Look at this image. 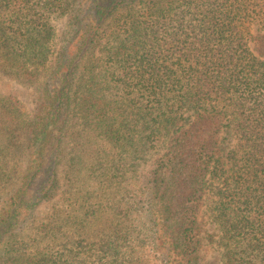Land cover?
<instances>
[{
	"label": "trees",
	"instance_id": "trees-1",
	"mask_svg": "<svg viewBox=\"0 0 264 264\" xmlns=\"http://www.w3.org/2000/svg\"><path fill=\"white\" fill-rule=\"evenodd\" d=\"M57 13L67 22L50 58ZM42 69L30 116L0 91V264H142L136 213L123 206L125 156L155 147L185 105L195 118L175 130L145 184L155 247L166 264H205L199 214L216 187L220 264H264V0H0V78L33 83ZM225 101L238 136L228 154ZM78 114L86 148L71 152L62 206L36 218L62 186ZM25 151L16 180L9 157ZM107 214L114 226L97 228Z\"/></svg>",
	"mask_w": 264,
	"mask_h": 264
},
{
	"label": "rangeland",
	"instance_id": "rangeland-1",
	"mask_svg": "<svg viewBox=\"0 0 264 264\" xmlns=\"http://www.w3.org/2000/svg\"><path fill=\"white\" fill-rule=\"evenodd\" d=\"M52 25L55 29L56 36L52 41V49L51 56L54 57L57 50L62 44V34L65 29L67 17L66 15L53 14V18L51 20ZM259 30H263L261 25H254L253 31L257 33ZM98 55H101L102 51H98ZM38 81H34L30 83L27 80L18 78V77H1L0 78V91L4 94H16L23 104L25 105L26 110L28 111V115L30 116L33 113L34 107L36 105V99L40 92V82L43 78L42 73L44 74L43 69L40 70ZM181 100V96L176 95L172 103H176ZM215 104V102H214ZM224 106V109L229 111V115L224 120V127L222 130V144L224 147L225 154L228 152L237 149L238 147V136L235 133L233 127V117H232V108L228 101H225L221 104ZM169 115H171L170 110L167 109ZM179 112L177 118L174 119V125H172V130H168L166 128H162L159 131L157 137H154L153 143L155 147L146 148L145 145L140 144L138 148H136L135 153H131L130 156L126 157V162L129 165L130 173L129 179L130 181L126 185L125 191V202L124 204L131 208L133 211V217L130 216L131 223L133 224L136 233L134 236L138 237L134 240V255L138 257L142 264H166L162 255L155 247L153 231L150 228L149 223V194L145 189L146 180L150 174V171L156 162V160L167 150L172 137L174 136L175 130L189 126L190 122L195 118L194 110L190 108L188 105H185ZM84 128L82 120L77 116H73L70 119V124L67 130V136L65 139V156L63 158V167H61V176H62V186L55 197L52 199L44 201L36 210V218L45 219L46 216L52 214L55 208L62 206V197L64 196V187L70 186L71 182H67V178L71 176L70 174V166H69V158L72 154L71 152H75V150L80 148H86L87 136L79 131ZM22 154V155H21ZM16 153L14 159L10 160V165L18 168L19 172L16 175V180L25 170L26 165L29 162L30 157L28 156V151L25 153ZM128 157V158H127ZM18 164V165H17ZM64 169V170H63ZM85 178H81L77 180V185L80 187L83 182H85ZM215 190V191H214ZM212 190L209 188L203 199V204L201 207V211L199 214V228H200V236L203 241V255H204V263L205 264H220L221 260V251L222 247H220L214 240L219 238V230L214 222L211 214V209L213 207L214 200L216 199V187ZM3 194V191L0 193ZM4 196L0 195V201L3 200ZM58 206V207H55ZM132 214V213H131ZM114 216V214H112ZM115 217V216H114ZM110 215L107 214L103 218V221H99L97 224V228L106 227L112 228L115 222L110 219ZM118 220V219H117ZM5 259L1 261V264H15L12 260L7 261Z\"/></svg>",
	"mask_w": 264,
	"mask_h": 264
}]
</instances>
